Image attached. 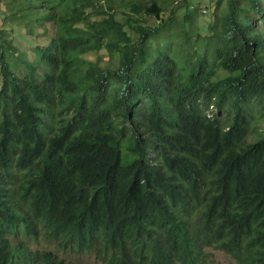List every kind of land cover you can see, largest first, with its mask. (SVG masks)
I'll use <instances>...</instances> for the list:
<instances>
[{
  "label": "trees",
  "instance_id": "16d2710c",
  "mask_svg": "<svg viewBox=\"0 0 264 264\" xmlns=\"http://www.w3.org/2000/svg\"><path fill=\"white\" fill-rule=\"evenodd\" d=\"M186 1L182 24L157 0L6 4L0 264H88L42 238L107 264H203L207 247L264 264V0H226L204 36ZM15 27L47 37L33 61Z\"/></svg>",
  "mask_w": 264,
  "mask_h": 264
},
{
  "label": "rangeland",
  "instance_id": "374dc122",
  "mask_svg": "<svg viewBox=\"0 0 264 264\" xmlns=\"http://www.w3.org/2000/svg\"><path fill=\"white\" fill-rule=\"evenodd\" d=\"M160 4L167 5L166 9L174 10L176 12L177 21L179 24L183 23V17L185 14V10L183 8L184 0H157ZM186 3L193 4V5H201V8H199V14L193 19L192 23H187L189 26H187V29L191 30H197L199 34L201 35H208L210 34V31L207 30L208 26H210V21L212 22H219L220 18L225 14L226 12V0H187ZM6 4L8 6H17V3H13L12 0H9L7 3L5 0L0 1V26L3 24V20L1 19V13L5 12L6 10ZM203 6L208 7L209 13L208 15L203 16L204 14L201 13V10L204 9ZM203 14V15H202ZM212 15L217 16L216 18H212ZM149 24H153L154 20L152 18L148 19ZM213 23V24H214ZM191 24V27H190ZM8 31L9 28H6ZM12 34L14 36V41L12 42L13 45L20 51L25 52L27 59L29 61L34 60V53L32 52L33 47L35 46H46L47 45V37H42L40 35L29 37L24 34L23 29H19L18 27H15L13 29ZM253 118V119H252ZM252 118L250 119V132L248 134V138L250 140H253L256 135L257 128H263L264 127V113H262L260 110L258 111V108H255L252 112ZM33 249H45V250H51L54 252H57L60 257H65L68 260H72L74 263H90V264H106L104 261H101L96 255H82V257H78L74 255L72 252H66L58 249V246L54 243L47 244V241L45 239H39L36 242H33L32 245ZM207 252L205 254L203 264H235L234 261L230 256H228L226 253H223L219 250H216L214 248H207L205 249Z\"/></svg>",
  "mask_w": 264,
  "mask_h": 264
},
{
  "label": "clouds",
  "instance_id": "9594fccd",
  "mask_svg": "<svg viewBox=\"0 0 264 264\" xmlns=\"http://www.w3.org/2000/svg\"><path fill=\"white\" fill-rule=\"evenodd\" d=\"M207 248H210V247H207ZM206 248V249H207ZM217 250V249H216ZM204 253H207L205 250H204ZM86 254H88V255H96L101 261H102V259L97 255V253H85V254H83V255H86ZM80 257H82V255L80 256ZM105 262V261H104ZM81 263H84V262H81ZM106 263V262H105ZM88 264H90V263H88ZM107 264V263H106Z\"/></svg>",
  "mask_w": 264,
  "mask_h": 264
},
{
  "label": "built area",
  "instance_id": "2783aa9c",
  "mask_svg": "<svg viewBox=\"0 0 264 264\" xmlns=\"http://www.w3.org/2000/svg\"><path fill=\"white\" fill-rule=\"evenodd\" d=\"M201 13L207 14V10L206 9H203V10H201Z\"/></svg>",
  "mask_w": 264,
  "mask_h": 264
}]
</instances>
